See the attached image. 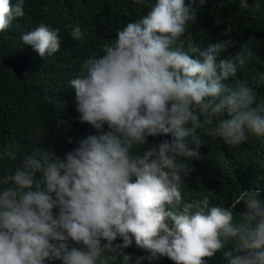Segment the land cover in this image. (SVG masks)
I'll return each mask as SVG.
<instances>
[{"label": "clouds", "instance_id": "1", "mask_svg": "<svg viewBox=\"0 0 264 264\" xmlns=\"http://www.w3.org/2000/svg\"><path fill=\"white\" fill-rule=\"evenodd\" d=\"M135 3L147 11L68 81L80 121L96 132L63 156L41 143L0 145V264H209L218 252L224 264H264L262 189H242L225 206L184 180L205 137L264 142V99L236 80L251 40L228 54L237 41L195 39L190 25L206 0ZM239 3L264 14V0ZM24 5L0 0V34ZM60 31L42 21L20 39L43 58L60 50ZM70 34L83 41L87 28L73 24ZM161 134L170 139L141 151ZM133 244L142 255L124 251Z\"/></svg>", "mask_w": 264, "mask_h": 264}, {"label": "trees", "instance_id": "2", "mask_svg": "<svg viewBox=\"0 0 264 264\" xmlns=\"http://www.w3.org/2000/svg\"><path fill=\"white\" fill-rule=\"evenodd\" d=\"M248 3L252 6L254 0ZM198 8L189 31L203 45L232 39L238 43L228 49V54H235L240 44L251 40L253 56L236 80L247 81L257 90V98L264 99V14L251 7L244 9L239 0H206ZM24 11L23 17L16 18L12 27L0 34V145L12 139L25 149L41 143V147L63 156L77 141L96 132L80 121L75 92L68 81L79 74L88 57L100 54L103 46L116 38L119 28L147 8L135 0H25ZM42 21L59 27L62 38L60 50L43 58L20 39L21 33ZM73 24L87 28L83 41L71 37ZM166 138L170 135L149 137L141 151ZM188 163L192 171L184 178L186 187L200 195L209 194L206 190L214 192L212 203L228 206L235 194L253 187H260L264 196L262 141L250 138L231 146L205 137L199 158ZM7 166V162H0V168ZM243 210V203L237 205L236 212ZM124 251L134 257L143 254L134 244ZM155 264L174 262L164 257ZM209 264H224L222 255L218 252L209 258Z\"/></svg>", "mask_w": 264, "mask_h": 264}]
</instances>
